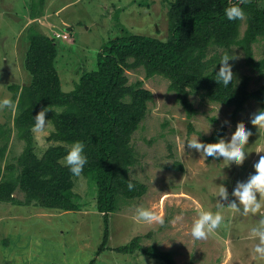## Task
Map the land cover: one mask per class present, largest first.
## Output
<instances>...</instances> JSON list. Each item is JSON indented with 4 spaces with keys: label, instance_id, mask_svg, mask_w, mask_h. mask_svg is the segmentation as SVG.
Returning <instances> with one entry per match:
<instances>
[{
    "label": "rangeland",
    "instance_id": "1",
    "mask_svg": "<svg viewBox=\"0 0 264 264\" xmlns=\"http://www.w3.org/2000/svg\"><path fill=\"white\" fill-rule=\"evenodd\" d=\"M168 1L0 0V100L12 102L0 108L1 184L20 175L19 161L28 147L18 135L15 118L19 93L31 79L25 66L29 30L53 37L57 43L58 78L62 90L69 91L81 68L95 67L96 54L108 39L125 30L165 38ZM246 28V20L241 21L236 41L228 46L211 45L205 56L216 63V56L228 50L234 57L229 61L235 83L230 91L235 93L242 85L248 91H262L263 100L251 96L240 108L225 104L205 89L187 87L193 109L188 111L167 78L146 76L143 66L125 70L128 83L139 81L152 95L129 140L135 160L128 175L140 190L134 197H117L116 209L108 217L105 250L97 255L95 264H165L136 248L131 252L115 250L129 242L169 252L176 264H264V260L253 259L255 240L251 235L264 211L242 215L225 208L217 213L220 186L231 194L236 182L246 180L264 155V129L257 130L250 123L252 115L264 109V31L250 43L255 61L251 65L240 44ZM224 124L231 127L224 129ZM239 125L253 133L241 165L223 169L222 164L187 146L196 136L217 144L218 134H222L219 139L230 142ZM52 130L49 120L43 132L31 129L32 154L41 157L57 144L70 147L49 139ZM59 160L65 165L63 156ZM33 189L16 181L11 189L13 199L0 201V264H87L96 255L104 229L95 180L83 172L79 177L70 176L75 206L67 209L41 205L38 197L32 196ZM137 206L162 216L164 223L138 219ZM204 214L223 216L224 225L205 241L194 242L191 226Z\"/></svg>",
    "mask_w": 264,
    "mask_h": 264
},
{
    "label": "trees",
    "instance_id": "2",
    "mask_svg": "<svg viewBox=\"0 0 264 264\" xmlns=\"http://www.w3.org/2000/svg\"><path fill=\"white\" fill-rule=\"evenodd\" d=\"M168 2L165 38L125 30L108 39L96 54L95 67L81 68L78 80L69 91L62 90L60 85L55 65L58 47L53 37L33 29L27 35L25 66L31 79L19 93L15 125L28 147L19 161L20 175L0 183V201L12 200L11 189L20 181L34 188L32 196H37L43 206L62 209L75 206L69 191L72 174L59 160L68 150L67 146L54 145L41 157L32 154L29 146L33 117L40 109L47 108L46 119L53 125L49 139L67 145L82 141L88 160L82 172L96 182L97 208L103 213L104 229L96 255L87 264H95L97 255L105 250L108 217L116 209L117 197H134L140 190V185L128 175V168L135 160L129 140L143 115L145 102L152 95L140 86L141 82L128 83L125 70L143 66L146 76L158 74L167 78L170 89L177 92L188 111L193 109L187 87L205 89L225 104L234 103L237 108L251 96L263 100L262 91H248L242 85L233 93L231 87L218 84L214 79L220 57L216 56V63L214 59H205L211 45L228 46L237 40L241 21L227 20L223 11L239 0ZM244 11L247 28L240 44L245 50L246 61L255 65L250 43L264 31V3L251 0V6ZM129 182L134 184L132 190L127 187ZM135 248L165 264H176L169 252L155 246L141 247L129 242L115 250L131 252Z\"/></svg>",
    "mask_w": 264,
    "mask_h": 264
},
{
    "label": "clouds",
    "instance_id": "3",
    "mask_svg": "<svg viewBox=\"0 0 264 264\" xmlns=\"http://www.w3.org/2000/svg\"><path fill=\"white\" fill-rule=\"evenodd\" d=\"M251 6V0H239L238 3H233L224 8L223 15L229 20L243 21L245 20V8ZM234 57L229 54L228 50L224 51L217 62L220 66L215 73V81L225 88L232 87L234 83L233 68L229 64ZM214 66V65H213ZM11 100L4 98L0 100V108L11 105ZM47 108L40 109L33 117L34 123L32 129L34 132H43L46 124ZM251 125L256 129H264V109L258 110L250 119ZM231 127L229 124L222 125V128ZM208 132V131H207ZM205 132V133H207ZM251 129L239 125L236 127L235 135L231 137L230 142L219 139L218 143H207L198 139L187 141V146L190 149H195L196 152L203 153L209 160L214 163H220L224 168H230L233 165H241L246 158V146L248 138L252 135ZM185 143V142H184ZM85 144L82 141H74L63 156V163L67 166L69 172L76 177H79L87 164V156L84 154ZM253 173L244 181H237L231 194L223 187L217 193L219 206L217 213L222 212L225 208L233 213L242 215L259 214L264 211V155L260 156L259 160L253 165ZM129 190L134 188V184H127ZM234 199L229 200V196ZM136 216L144 222H159L164 223L162 216L157 215L146 207L137 206ZM224 225L223 216L216 214L201 215L198 221L191 226L190 235L194 242H203L212 234L218 233ZM251 235L255 240L252 249L253 259L264 260V217L259 219L258 223L251 228Z\"/></svg>",
    "mask_w": 264,
    "mask_h": 264
}]
</instances>
